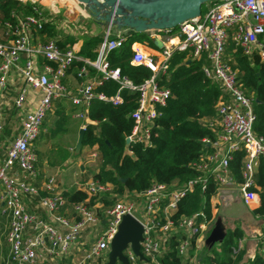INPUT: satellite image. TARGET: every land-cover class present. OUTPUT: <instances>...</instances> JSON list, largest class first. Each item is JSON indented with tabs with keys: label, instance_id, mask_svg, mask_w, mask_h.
Segmentation results:
<instances>
[{
	"label": "built area",
	"instance_id": "built-area-1",
	"mask_svg": "<svg viewBox=\"0 0 264 264\" xmlns=\"http://www.w3.org/2000/svg\"><path fill=\"white\" fill-rule=\"evenodd\" d=\"M30 1L38 3V0ZM82 10L92 19L83 7ZM45 21L43 10L34 6L30 15L17 17L16 25L5 22L4 40L0 39V109L13 69L20 74L23 84L14 101L16 108L23 104L28 89L41 93L34 109L24 116L0 165V200L3 204L0 215L8 219L5 232L8 251L2 262L34 264L39 262L41 253L60 259L77 249L82 252L75 264L107 257L110 241L118 231L122 217L129 214L142 225L140 252L145 259H139L127 244L123 249L127 264H161L159 257L166 250L171 236L178 240L176 250L182 261L198 264L193 251L198 238L205 239L213 223L203 210L181 216L178 220L172 218L178 202L186 193L194 186L203 190L211 181L216 185L217 194L221 188L235 184L230 160L235 151L242 150L241 182L237 183L240 198L247 206L258 201L257 192L253 190L254 174L258 158L264 157V137L253 130L252 98L239 83L237 70L227 61L226 52L228 43L232 42L243 54L251 56L255 53L264 62V0L210 1L204 4V10L201 8L199 16L180 23L173 30L148 32L162 44L153 52H145L143 46L132 44L130 63L143 65L151 72L139 85L120 75L118 68L109 67L108 54L123 46L124 35L113 36L110 30H104L95 58H81L72 48L62 50L53 40L32 43L31 32L42 30ZM175 52L184 53L188 60L204 58L203 74L220 88L215 103L216 121L209 122L210 127H215V138L202 140L209 149L191 164L199 175L180 187L154 183L146 191L126 193L104 208L102 215L97 212L101 203L90 204L89 198L111 190V185H101L93 180L81 182L77 189L84 191L87 198L73 205L74 216L60 212L65 199L62 191L56 188L54 178H46L41 187L31 181L39 176L34 143L54 101L67 100L76 107L74 116L82 120L80 128L85 129L86 124L96 123L88 117L93 99L116 105L122 101L120 89L138 91L137 106L130 114L134 124L126 139L147 143L150 125L158 114L157 107L164 106L171 96L170 90L161 85L159 79L169 73V60ZM34 56L41 57L43 62L39 64ZM75 60H81L82 65L76 70L77 88L72 92L64 78ZM91 70L96 73L94 78L90 77ZM109 79L119 83L114 95L94 91L96 86ZM2 128L0 123V130ZM13 167L20 169L30 180L10 174ZM26 195L38 198L39 207L48 215V221L26 209L23 204Z\"/></svg>",
	"mask_w": 264,
	"mask_h": 264
},
{
	"label": "trees",
	"instance_id": "trees-1",
	"mask_svg": "<svg viewBox=\"0 0 264 264\" xmlns=\"http://www.w3.org/2000/svg\"><path fill=\"white\" fill-rule=\"evenodd\" d=\"M34 6L43 10L46 20L43 29L39 31L43 39L53 40L62 50L70 48L75 39L60 36L61 32L51 23L52 15L37 2L0 0V25L3 29L5 22L16 25L17 17L30 15ZM123 35L125 37L123 46L108 54L109 67L118 68L120 75L125 76L134 85H139L151 75V72L143 65L130 63L131 46L133 43H140L151 48L149 52L157 51L158 47L148 32ZM99 40V36L90 38L87 45L93 43L97 45ZM87 45L81 48L79 54L94 59L96 48L89 50ZM226 54L229 55H226L227 61L237 70L239 83L245 93L252 98L255 113L253 130L257 135L264 137V62L255 53L251 56L243 54L232 42L228 43ZM205 63L204 58L185 59L184 53L175 52L172 55L169 60V73L159 79L160 84L170 90L171 96L164 106L157 107L158 114L150 125V138L147 143L140 141L126 143V137L131 133L134 124L130 114L137 106L138 91L120 89L122 101L116 105L110 101L92 100L88 117L96 123L86 124L81 146L96 149L98 163L96 170L91 174V180L101 185L110 184L112 187L109 191L99 192L89 198L90 204L101 203V207L97 209L98 214L102 215L104 208L112 205L117 198L126 193L146 191L154 183L180 187L187 180L199 175L191 164L209 149L202 140L211 141L215 138V127H210L209 122L216 121L215 103L220 94L218 84L202 72ZM81 65V60H75L68 71L75 70V74ZM91 74L96 76L94 70H91ZM118 88L119 83L109 79L96 86L94 91L112 96ZM69 110L72 112L73 108L67 109L56 104L54 117L49 120L47 115L42 124L47 133L41 136L46 139L54 138L68 121ZM36 154L39 158L44 156V153L38 151ZM58 155L62 160L68 157L70 152L67 149H60ZM243 158L244 152L238 150L233 153L230 160V169L237 183L241 182ZM254 180L253 190L257 192L258 205L252 213L262 222L261 232L264 236L263 156L257 160ZM62 194L65 202L60 212L65 207L70 217L74 216L73 205L87 198V194L77 188L62 191ZM216 194V185L213 181L203 190L200 186H194L192 191L186 193L178 202L172 218L178 220L181 216H189L199 210H203L208 219L212 218L210 200ZM242 237L243 232L240 228L228 229L222 241L210 248L204 245L197 257L198 264H264L263 243L257 245L253 258L244 259V250L238 248V241ZM177 245L176 236H171L166 250L159 257L161 264H185V260L182 261L177 254ZM104 258L106 257H98L85 264H105ZM61 263H69V259L64 258Z\"/></svg>",
	"mask_w": 264,
	"mask_h": 264
},
{
	"label": "crops",
	"instance_id": "crops-1",
	"mask_svg": "<svg viewBox=\"0 0 264 264\" xmlns=\"http://www.w3.org/2000/svg\"><path fill=\"white\" fill-rule=\"evenodd\" d=\"M42 3L43 4L45 3V5L51 3V5H53L51 9H48V7L45 8L43 7L45 10L48 11V13L52 15L53 21H51V23L55 25V27L61 32L60 36L63 35L75 39V42L69 47L72 48L78 54L79 57L87 58L80 55L79 51L81 50L82 47H84V45H87V41L90 38L101 36L102 32L104 31L102 26H100L96 21L91 19L89 16L84 15L82 8L74 0H42ZM87 23H89V25ZM113 29L114 32L110 30V33L113 36L123 35L124 33L123 30H118L115 28ZM2 31L3 28L0 25V39L4 40V36H2ZM31 41L33 44H35L37 42H45L46 40L43 39L40 32L33 30L31 32ZM134 44L138 46H143L145 50H147V52L151 50V48L141 45L140 43H134ZM97 45L94 43L89 44L87 45V48L89 50H94L95 48H97ZM34 59L37 60L39 64L43 62V59L39 56H34ZM74 71L75 70L68 71L64 78L67 87L72 92L75 91L77 88V80L75 78ZM90 77L94 78L95 76L91 74ZM22 85L23 84L20 74L18 73V71L13 69L8 79V84L4 95L3 104L0 109V123L3 125V128L0 130V165H2V163L6 158L8 147L12 142V140L16 137L24 116L28 112L34 109L41 95L39 90L28 89L27 94L24 97L23 104L19 108H16L14 101L17 98L19 90ZM56 104H60L62 107H65L67 109L73 108L72 112L69 110V113H71L69 118L72 117L74 120L79 122L78 126H76V130L78 134V130L80 129L83 122L82 120H78L74 116V113L76 112L77 108L71 106L70 102L67 100L66 101L55 100L51 111H49L47 115H49V113H55L54 110ZM47 115L45 119L47 118ZM45 133H47V129L42 128L39 137ZM38 139L34 143L35 153L37 151L41 154L44 153V157L43 156H41L40 158L37 157L36 168L39 173V176L31 181L34 184H36L38 187H41L43 181H45L44 179L48 177H53L55 186L60 191L76 189L77 185L81 183V181L83 180L82 178L80 179V175L83 174L82 167H79L81 174L76 175L75 167L80 166L79 163H77L74 158H69V157H66L65 159L63 158L61 160L58 155V150L60 149L62 150L67 149V151L72 149L70 147H64L58 145L57 143L52 144L50 142L49 143L45 142L44 145H41L40 148L37 147L36 149V143ZM53 146L57 148V151L55 153L58 155V159L61 160L62 162H65L66 166L63 169L58 168L56 166L55 167L50 166L51 164L48 162L47 158L45 157V153H48V150L50 151L51 148H52L51 150H53L54 148ZM93 148L95 149V147ZM71 152L70 155L75 154V152L72 154ZM57 169H59V171L61 172L58 178H55V175H51V174L52 172H56ZM10 174L20 179L23 178L22 176L24 175L16 167L12 168ZM42 175L44 176L43 180L41 179ZM90 180L91 179H88L86 181H90ZM40 193H44V192L41 191ZM210 202H211V212H212V218H210L211 222L212 223L214 222L215 220L214 216L216 215L217 211L221 209L222 210L221 219L224 225H226L225 220L227 219L232 223V226L229 227V229H235L236 227H238L243 232V237L239 239L238 243L243 241V243H241L242 246H240V248L244 250V255H243L244 259L253 258L256 253L257 244L259 242L257 240L258 234L262 235L260 237V241L264 239L263 233L261 232L262 222L252 213V210L258 205V201L252 203L249 206L245 205L240 198V193L238 191L237 182H236L233 185L221 188L217 196L215 195L214 197H212ZM23 204L30 213H33L36 216H38L39 215L38 213L41 212V214L39 215L40 217L38 216L39 219L45 221L49 220L48 215L39 207L38 198L36 196H28V195L24 196ZM2 207L3 204L0 200V210ZM244 210L248 212L247 214L249 220L245 222L247 228L255 227L256 225H258L259 230L258 233L256 231V235L254 234L253 236H249V234L251 233L244 228L243 223H240L243 216L246 214V213L244 214ZM241 211L242 213H240ZM61 212L64 213L65 215H69L68 209L65 207L62 209ZM2 220L5 221V223ZM7 222L8 219L0 215V248L2 246L5 247L4 253L6 254L8 251V244L6 242V236H5V232L7 230ZM227 230L228 229L226 228V231ZM202 239H203L202 237L198 238L197 245L195 246L193 254H196L197 252L199 253L200 249L202 250L200 245ZM262 243L264 245V242ZM64 258H66V256L61 257L59 261L61 262V260H63ZM49 259H51V257H49Z\"/></svg>",
	"mask_w": 264,
	"mask_h": 264
},
{
	"label": "water",
	"instance_id": "water-1",
	"mask_svg": "<svg viewBox=\"0 0 264 264\" xmlns=\"http://www.w3.org/2000/svg\"><path fill=\"white\" fill-rule=\"evenodd\" d=\"M82 6L105 31L112 28L123 30L125 34L152 32V30H173L180 23L199 16L202 5L212 0H74ZM156 47L160 40H153ZM84 129L78 130L74 152L80 151ZM126 139V143H128ZM142 225L131 215L125 214L118 231L110 241L105 264L120 262L127 264L123 249L130 244L132 251L144 260L140 252ZM226 227L221 217H217L204 244L210 248L222 241Z\"/></svg>",
	"mask_w": 264,
	"mask_h": 264
},
{
	"label": "rangeland",
	"instance_id": "rangeland-1",
	"mask_svg": "<svg viewBox=\"0 0 264 264\" xmlns=\"http://www.w3.org/2000/svg\"><path fill=\"white\" fill-rule=\"evenodd\" d=\"M38 3L44 8L48 7V9H51V7H53V5H51V3H49L47 5H45V3L43 4L42 0H38ZM54 5H55V3H54ZM81 8H82V6H81ZM203 10H204V7H203ZM0 17H1V15H0ZM87 24L89 25V23H87ZM111 31L114 32V29L112 28ZM151 38L153 40L154 39L159 40L155 36H151ZM145 52H147V50H145ZM70 115H71V113H69V116ZM52 117H54V113H49L48 119L51 120ZM18 121H19V118H18ZM78 124H79L78 121L74 120L72 117L69 118L68 122L64 125V128L60 129L54 138L46 139L44 136H40L37 143H36V149H37V147L40 148L41 145H44L45 142H48V143L50 142L52 144L57 143L58 145H61L64 147H70L72 150H69V151L70 152L72 151L71 154L74 153L75 144H76L77 135H78L77 130H76V126H78ZM51 149H50V151L48 150V153H45V157L47 158L48 162L51 164L50 166H53V167L56 166V167L61 168V169L65 168V166H66L65 162H62L61 160H59L57 157V154L55 153L57 151V148L54 147L53 150H51ZM58 152H60V150H58ZM68 157L74 158L76 160V162L79 163V165H80V166L75 167L76 168V171H75L76 175L81 174L79 167H82L83 174L80 175V179L82 178L83 180L81 182H85L86 180L92 178L91 174L96 170L97 163H98V159H97V155H96V149H94L93 147H89V146H81L80 151L77 154H73V155H70ZM53 171H55V170H53ZM60 172L61 171H59V169H57L56 172H52L51 175H55V178H58V176L60 175ZM22 177L25 180H28V178H26V175H23ZM41 179L42 180L44 179L43 175L41 176ZM221 212H222V210L219 209L217 211L216 215L214 216V218L216 219L217 217H221V215H222ZM240 213H242V211ZM247 213L248 212L244 210L245 215L243 216L240 223H243L244 228L247 229L251 233V234H249V236H253L254 234L256 235V231L258 233V230H259L258 225H256L255 227L247 228V226L245 225V222H247L249 220ZM38 214L40 215L41 212ZM3 222L5 223V221H3ZM225 224H226L225 227L227 229H229V227L232 226V223L227 219L225 220ZM101 227L102 226H100L99 228H101ZM204 236H205V234H204ZM261 236H262L261 234H258V236H257V240L259 241L258 244H260V243L262 244V242H264V239H262L260 241ZM203 242H204V239H202L200 242L202 249L204 247ZM241 243H243V241L239 242L240 246H242ZM4 248L5 247H3V246L0 248V262H2V259L5 258V256H6L5 255L6 253H4ZM200 251H202V250L200 249ZM81 252H82L81 249L71 251V253L69 255H67V257H66L69 259V263H66V264H75L79 260V258H81ZM198 254L199 253L197 252L195 258L198 257ZM104 260H107V258H104ZM37 264H60V261H59V258H55V257H52L51 259H49L47 254L41 253V256L39 257V262H37Z\"/></svg>",
	"mask_w": 264,
	"mask_h": 264
}]
</instances>
